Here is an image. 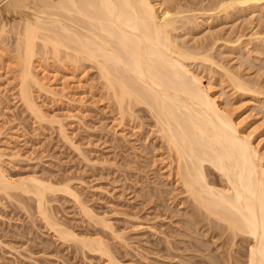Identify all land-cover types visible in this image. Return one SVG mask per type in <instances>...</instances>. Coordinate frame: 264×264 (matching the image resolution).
Returning <instances> with one entry per match:
<instances>
[{
  "label": "rangeland",
  "instance_id": "374dc122",
  "mask_svg": "<svg viewBox=\"0 0 264 264\" xmlns=\"http://www.w3.org/2000/svg\"><path fill=\"white\" fill-rule=\"evenodd\" d=\"M164 1L162 8L179 7L188 16L175 22L178 43L197 56L212 55L210 62L192 60L191 67L264 152V0L251 10L247 4L221 9L225 0ZM0 15V30L6 29L0 31V150L10 176L68 182L92 216L58 190L47 195L50 211L80 236H101L123 264H247L250 241L243 235L233 240L216 220L208 224L176 179L174 156L149 110L139 105L123 118L94 65L42 58L37 71L58 93L35 90L48 118L34 116L19 96L13 16ZM229 73L262 95L234 89ZM209 167L211 183L223 186ZM9 193H0V264H108L49 229L31 195Z\"/></svg>",
  "mask_w": 264,
  "mask_h": 264
},
{
  "label": "bare ground",
  "instance_id": "6f19581e",
  "mask_svg": "<svg viewBox=\"0 0 264 264\" xmlns=\"http://www.w3.org/2000/svg\"><path fill=\"white\" fill-rule=\"evenodd\" d=\"M259 1L225 0L219 7L227 10L232 5L247 4L251 10L260 6ZM164 2L0 0V11L14 19L15 40L11 48L17 58L20 99L36 118L45 120L48 116L38 104L35 90L53 95L58 91L40 77V60L52 58L65 65H94L123 118L139 105L149 110L158 126L156 131L174 156L172 170L176 179L199 213L205 214L208 224L216 220L233 240L243 235L250 241L246 263L264 264V152L251 134L241 129L233 111L220 105L218 92L204 84L200 73L191 67L192 60L210 62L212 55L199 50L202 55L197 56L178 43L175 22L188 16L182 15L184 10L179 7L176 11L162 8ZM0 31H6L5 25ZM231 74L234 89L251 95L260 93L254 84L252 87ZM3 156L0 150V193L10 196L9 192L14 191L15 198L17 193L31 195L38 215L64 241L81 243L82 248L99 254L108 264H123L101 236H80L50 211L47 195L58 190L74 198L87 217L92 216L68 182L57 185L34 175L13 178L3 165ZM208 166L220 173L223 186L211 183ZM100 222L112 230L110 223L102 218Z\"/></svg>",
  "mask_w": 264,
  "mask_h": 264
}]
</instances>
